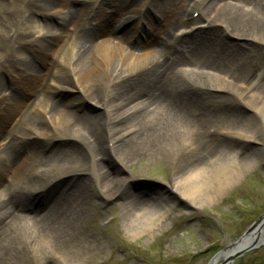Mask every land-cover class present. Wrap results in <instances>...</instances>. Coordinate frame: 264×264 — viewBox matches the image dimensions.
Instances as JSON below:
<instances>
[{"label":"bare ground","instance_id":"bare-ground-1","mask_svg":"<svg viewBox=\"0 0 264 264\" xmlns=\"http://www.w3.org/2000/svg\"><path fill=\"white\" fill-rule=\"evenodd\" d=\"M150 1L167 22L154 35L127 17L145 19L146 0H0V264L67 258L62 247L88 221L91 192L106 201L131 193L128 179L105 168L106 153L125 168L168 160V192L194 209L260 163L264 0ZM150 43L161 49L146 50ZM72 84L99 114L62 99ZM231 104L252 116L216 113ZM258 134L254 150L227 141ZM130 195L132 238L166 225L167 196ZM263 226L264 217L210 264L259 246Z\"/></svg>","mask_w":264,"mask_h":264},{"label":"rangeland","instance_id":"rangeland-1","mask_svg":"<svg viewBox=\"0 0 264 264\" xmlns=\"http://www.w3.org/2000/svg\"><path fill=\"white\" fill-rule=\"evenodd\" d=\"M146 3L150 4L149 9L141 10L146 13L145 19L139 18L140 15H136V12L127 14V17L139 19L140 28L150 35L159 26H167V22L153 2L146 0ZM74 6L80 8L83 4ZM139 6L135 11L140 10ZM59 11L56 8L51 13ZM149 35L143 37L144 43L147 42V37L150 38ZM117 37L111 39L113 43H116ZM136 39L132 38L130 44H135ZM226 42L241 44V41L231 39ZM149 45L150 48L146 49L148 51L161 49L158 45ZM246 64L248 66V61ZM62 93L61 97L65 101L80 100V108L75 111L78 114L94 116L101 111L94 103L85 98L83 100L80 90L73 84ZM223 97L228 98L226 95ZM224 112L243 117L252 116L251 110L238 104L228 105L226 109L216 108V113ZM248 129L251 132L256 129V125L253 124ZM254 137V141L248 143L227 141H231L228 143L237 149L249 151L260 148L259 134ZM104 158L105 168L109 173L129 180L130 194L148 201L159 195L168 197L171 204L166 225L137 239L132 238L127 228L134 219L123 210V205L131 200V195L122 194L106 201L94 191L91 192L88 221L82 222L79 232L76 231L77 240L62 247L67 258L58 260L57 256H46L43 257L44 260H40L37 257H26L19 264H210L230 244H235L251 233L255 223L264 217V151L261 153L260 163L249 165L231 188L216 194L213 192L211 199L205 201L201 209L185 205L175 194L168 192V160L142 159L132 167L125 168L109 153ZM37 202L32 210L40 208L41 204H37L41 201ZM217 264H224V261ZM230 264H264V243L256 250L235 258Z\"/></svg>","mask_w":264,"mask_h":264},{"label":"water","instance_id":"water-1","mask_svg":"<svg viewBox=\"0 0 264 264\" xmlns=\"http://www.w3.org/2000/svg\"><path fill=\"white\" fill-rule=\"evenodd\" d=\"M262 219V218H261ZM260 219V220H261ZM260 220H258L256 223H258ZM255 223V224H256ZM247 235V234H246ZM244 238V237H243ZM240 241V240H239ZM264 243V242H263ZM263 243H261L259 246H252V247H249V248H246V250H243L242 252H240V253H238V254H235L234 255V257L233 256H231L227 261H224V264H230L231 263V261H233L235 258H237V257H240V256H242V255H244V254H246V253H248V252H250V251H254V250H256L258 247H260Z\"/></svg>","mask_w":264,"mask_h":264}]
</instances>
